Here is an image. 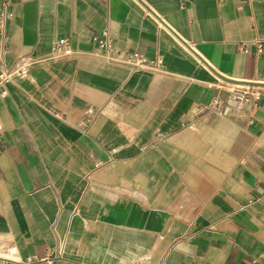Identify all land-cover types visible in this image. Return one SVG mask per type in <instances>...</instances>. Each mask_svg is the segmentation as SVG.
Instances as JSON below:
<instances>
[{
	"label": "crops",
	"instance_id": "crops-1",
	"mask_svg": "<svg viewBox=\"0 0 264 264\" xmlns=\"http://www.w3.org/2000/svg\"><path fill=\"white\" fill-rule=\"evenodd\" d=\"M10 9L0 264H264V0Z\"/></svg>",
	"mask_w": 264,
	"mask_h": 264
},
{
	"label": "built area",
	"instance_id": "built-area-1",
	"mask_svg": "<svg viewBox=\"0 0 264 264\" xmlns=\"http://www.w3.org/2000/svg\"><path fill=\"white\" fill-rule=\"evenodd\" d=\"M11 4L12 0H0V5H1V10H0V93L2 96H5L7 94L6 90V85L11 81V75H12V70L7 69L4 66V58L6 53L8 52V40H9V34L7 32V21L10 18L12 12H11ZM106 34V32H104ZM103 35L102 37L96 36L95 40L98 44V48L101 50H105L107 52L113 50V44L109 38L106 37V35ZM261 46V45H260ZM52 54L56 55H65V56H70L73 55L75 52V49L73 47L71 38L69 37H61L57 38L54 40L53 47H52ZM123 62L128 64L131 67H141L145 65H152L155 68L158 67L159 61L157 63L153 62L150 64L149 60L143 56L140 53L134 52L131 54H126L123 57ZM252 95L256 99H259L262 95L263 92L258 91L256 93H250V92H245L243 91L240 94H236L233 96V99L236 101H239L247 95ZM221 102L216 98L212 101L211 107L214 108L216 107L219 112L223 111L222 105L220 104ZM62 250L61 248L58 249L57 254L54 256H48L44 259V261L47 264H52L55 259H59L62 257Z\"/></svg>",
	"mask_w": 264,
	"mask_h": 264
},
{
	"label": "water",
	"instance_id": "water-1",
	"mask_svg": "<svg viewBox=\"0 0 264 264\" xmlns=\"http://www.w3.org/2000/svg\"><path fill=\"white\" fill-rule=\"evenodd\" d=\"M238 103V101L236 100H229L228 103H227V108H226V111L230 110L233 106H236Z\"/></svg>",
	"mask_w": 264,
	"mask_h": 264
}]
</instances>
